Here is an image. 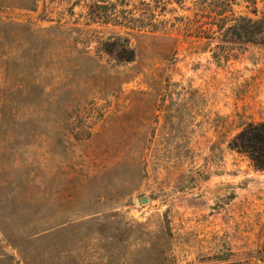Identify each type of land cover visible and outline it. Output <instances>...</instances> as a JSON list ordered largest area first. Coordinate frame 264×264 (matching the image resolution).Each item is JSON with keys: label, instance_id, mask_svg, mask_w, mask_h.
I'll return each instance as SVG.
<instances>
[{"label": "rangeland", "instance_id": "obj_1", "mask_svg": "<svg viewBox=\"0 0 264 264\" xmlns=\"http://www.w3.org/2000/svg\"><path fill=\"white\" fill-rule=\"evenodd\" d=\"M208 13L0 0V264H264V169L228 146L264 121V45L225 58Z\"/></svg>", "mask_w": 264, "mask_h": 264}, {"label": "trees", "instance_id": "obj_2", "mask_svg": "<svg viewBox=\"0 0 264 264\" xmlns=\"http://www.w3.org/2000/svg\"><path fill=\"white\" fill-rule=\"evenodd\" d=\"M124 2V0H121ZM253 5L257 0H247ZM177 3H183L185 0H175ZM194 5H198L209 10V17L215 21L216 28L212 30L225 39L224 57L229 55L230 45L234 44H262L264 45V13L261 17L252 18L246 15H235L232 12V4L235 0H192ZM147 5L144 2H140ZM257 15L258 11L254 6L251 11ZM117 25L133 30L143 29L145 24L148 28L156 27L157 22L150 21L147 23L142 18L123 15L120 21H116ZM122 44H115L114 49L108 50V54L114 53L117 61L131 62L136 57L135 48L131 47L129 38L123 37ZM114 46V43H112ZM120 48V49H119ZM229 148L248 157L252 165L257 169H264V121L248 122L241 130L233 136L228 144Z\"/></svg>", "mask_w": 264, "mask_h": 264}, {"label": "water", "instance_id": "obj_3", "mask_svg": "<svg viewBox=\"0 0 264 264\" xmlns=\"http://www.w3.org/2000/svg\"><path fill=\"white\" fill-rule=\"evenodd\" d=\"M140 202H141V203H145V202H146V198H145V197H142V198H140L139 200H138V199L135 200V203H136V204H139Z\"/></svg>", "mask_w": 264, "mask_h": 264}]
</instances>
